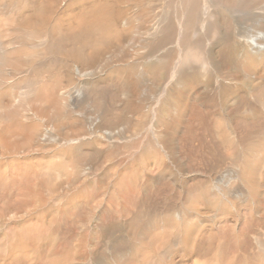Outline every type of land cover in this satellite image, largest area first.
I'll list each match as a JSON object with an SVG mask.
<instances>
[{
    "label": "rangeland",
    "instance_id": "obj_1",
    "mask_svg": "<svg viewBox=\"0 0 264 264\" xmlns=\"http://www.w3.org/2000/svg\"><path fill=\"white\" fill-rule=\"evenodd\" d=\"M92 2L0 0V264H264V115L193 116L205 88L178 84L170 148L149 118L101 138L99 96L125 99L112 70L167 51L171 68L177 48L160 40L168 0H121L141 29L95 62Z\"/></svg>",
    "mask_w": 264,
    "mask_h": 264
},
{
    "label": "bare ground",
    "instance_id": "obj_2",
    "mask_svg": "<svg viewBox=\"0 0 264 264\" xmlns=\"http://www.w3.org/2000/svg\"><path fill=\"white\" fill-rule=\"evenodd\" d=\"M93 1L91 15L80 18V27H91L93 33H97L93 57L98 62L95 58L103 53L102 49L127 43L141 26L135 27L134 23L124 20L129 8L123 7L121 0ZM162 20L164 31L160 40L164 44L174 41L177 48V58L171 68L167 51V55L142 68L135 62L113 69L105 88L111 90L114 99L120 95L125 99L119 98L120 102L114 104L109 96L113 102L105 105L104 111L101 93L100 106L95 104L94 111L102 125L95 124L92 132L101 130L99 136L105 139L116 133L115 126H119L117 132L120 133H137L149 118V129L164 132L168 147L172 146L179 127L174 118L187 111L183 102L189 97L178 84L183 89L200 85L205 88L194 100L195 103L204 101L205 109L192 104L193 116L264 115V98L259 106L256 99L246 97L247 94L255 98L254 92L264 86V0H168ZM148 30V26L144 28ZM194 30L197 36L192 39ZM137 41L146 52L150 51L151 43L145 46L141 39ZM195 68H202L204 72L194 73ZM214 97H218L217 100ZM164 128L173 132L168 133ZM75 140L72 134L65 143ZM185 141L190 143L189 135L185 136ZM188 251H193L192 246L182 256H188Z\"/></svg>",
    "mask_w": 264,
    "mask_h": 264
}]
</instances>
